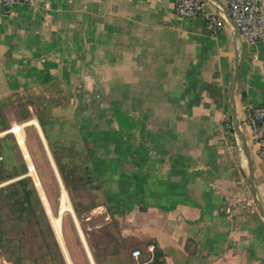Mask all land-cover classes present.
Listing matches in <instances>:
<instances>
[{
  "label": "crops",
  "instance_id": "crops-1",
  "mask_svg": "<svg viewBox=\"0 0 264 264\" xmlns=\"http://www.w3.org/2000/svg\"><path fill=\"white\" fill-rule=\"evenodd\" d=\"M174 2L38 0L6 13L0 0V107L26 92H98L85 136L105 220L163 264H264L252 188L264 210V160L246 122L264 103V43L241 36L229 0H203L223 17L218 32Z\"/></svg>",
  "mask_w": 264,
  "mask_h": 264
},
{
  "label": "rangeland",
  "instance_id": "rangeland-1",
  "mask_svg": "<svg viewBox=\"0 0 264 264\" xmlns=\"http://www.w3.org/2000/svg\"><path fill=\"white\" fill-rule=\"evenodd\" d=\"M74 93L75 96L72 100L68 97V93L60 88L54 91L26 92L13 95L4 102V106L0 107V129L4 125L9 126L8 130L0 131V140L6 139L5 145L8 155L0 157V162H3L7 172L15 170L20 174L12 179L0 181V189L24 177L32 180L30 187L37 190L33 195L35 214L40 218L47 240L53 246L52 236L48 233L46 221L42 218L41 208H45L69 264L73 263L69 256L67 243L73 252L76 263L86 264V262L79 251L76 238L68 223L65 222L63 224L62 219L60 236H58L53 224V218H57L59 215L58 211L60 212L61 210L60 206L64 191L73 211L74 203L81 210L82 224L87 231V237L93 242L102 261H104L107 251H114L115 254L107 259L108 264H142L150 258L148 246L143 242H137L132 238V235L123 237L124 223L121 220L113 218L106 221L103 213L97 211L99 206L85 211L87 207L105 202V198H98L97 193L86 182L89 176L93 182H97L90 155L93 145L89 137L85 136V123L89 121L88 114H95L92 108L94 109V105L97 104L99 96L98 92L84 89ZM34 104L40 108H49V120L52 118L55 121L51 127L53 136L61 140L65 139L67 142L68 155L62 149H59V152L62 156L68 186H66L62 178L42 127L39 124ZM24 109H28L30 113L29 120L25 122L21 119ZM84 111H87V113ZM34 121L38 123V127L33 123ZM16 125L22 127L23 144H20V139L16 133L11 132ZM25 153L30 155L29 161L35 166L36 171L33 174L29 173L27 160L24 157ZM37 195L40 199H38ZM0 207H2L0 213L2 216L0 225V264H14V256L23 252L22 247L27 250L33 248L36 252L41 253L44 250V240L35 221L33 220L29 223L27 220H16L11 215L7 204L5 206L4 204L0 205ZM108 210L110 211L109 206ZM93 211L95 213L91 214ZM64 214L73 215L70 210L65 211ZM74 217L82 238L88 247L86 236L82 231L81 223L77 219L75 211ZM3 231L5 235L2 237ZM65 236L67 237V242ZM19 240H22V242L19 243ZM136 248L142 251V256L139 259H135L132 255L133 250ZM24 262L25 264H30L27 260Z\"/></svg>",
  "mask_w": 264,
  "mask_h": 264
},
{
  "label": "trees",
  "instance_id": "trees-1",
  "mask_svg": "<svg viewBox=\"0 0 264 264\" xmlns=\"http://www.w3.org/2000/svg\"><path fill=\"white\" fill-rule=\"evenodd\" d=\"M49 91V90H44ZM54 91V90H53ZM42 92V91H41ZM46 99V98H44ZM34 107H36V113H37V119L39 121V124L42 127L44 136L48 142V145L51 149V152L53 154L54 159L56 160V163L59 167L60 173L62 175V178L68 186V181L66 177V172L64 170V164L62 161V156L60 155L59 149H62L66 155H68V146L66 140H61L60 138H56L52 134V126L53 123L55 122L52 118L49 120V108L45 107H37L36 104H34ZM30 118V113L28 109H24V114L22 116V121L25 122L29 120ZM9 129V126H2L0 131H6ZM6 139L3 138L0 140V157L3 156H8L7 155V147L5 145ZM15 169V168H14ZM20 174L17 173V171L13 172H7L3 162H0V181L3 180H8L12 179L14 177L19 176ZM87 183L93 184L92 178L89 176L86 180ZM30 184H32V180L30 178L24 177L21 179H18L14 182H11L7 186L3 187L0 189V205L4 206L7 204L10 209L11 215L14 216L16 220L23 221L27 220L29 223H31L33 220L37 224L38 229L40 230L43 240H44V250L41 253L36 252L33 248L32 249H23L21 248L23 252L17 254L14 256V264H25V260L28 261L30 264H69L67 261V258L62 250V247L56 237L53 225L51 223V220L49 219L47 212L45 208H41L42 210V218L46 221L48 233L52 236L53 239V246L50 244V242L47 240V236L45 233L44 226L41 223V220L39 217L36 216L35 214V208L33 205V198L34 194L37 192L36 188L30 187ZM94 188H99V185L93 186ZM38 197V195H37ZM38 199H40L38 197ZM101 204H97L94 206H90L85 208V211H89L95 206H99ZM74 211L76 214L77 219L81 223V228L86 236V240L88 243L89 250L91 252V255L95 261V264H108L107 259L111 255L115 254L114 251H107L104 261H102L100 255L97 252V249L95 248L93 242L87 237V231L84 228L82 224V212L81 210L77 207V205L74 203ZM2 207H0V213H1ZM60 214V212L58 211ZM59 216V215H58ZM63 224L65 222L68 223L70 226L71 231L73 232L75 238H76V244L79 248L80 253L82 254L83 259L85 260L86 264H91L88 252H87V247L85 244L84 239L82 238L81 232L79 230L77 221L75 220L74 216L72 214H64L63 215ZM2 223V216L0 214V225ZM65 227V226H64ZM65 229V228H64ZM5 235V232L3 231L1 236L3 237ZM65 235V233H64ZM66 242H67V237L65 236ZM22 240H19V243H21ZM67 249L69 252L70 259L73 264H77L75 257L73 255V252L71 251V248L69 244L67 243ZM155 261L156 262H162L163 261L160 259L159 255L156 254L155 256Z\"/></svg>",
  "mask_w": 264,
  "mask_h": 264
},
{
  "label": "built area",
  "instance_id": "built-area-1",
  "mask_svg": "<svg viewBox=\"0 0 264 264\" xmlns=\"http://www.w3.org/2000/svg\"><path fill=\"white\" fill-rule=\"evenodd\" d=\"M38 0H1L2 6L6 13L11 12L12 7L16 4L33 5ZM175 11L179 17L194 18L204 17L206 28L210 32H218L223 25L221 14H209L204 9L203 0H175ZM228 12L243 38L250 43H264V0H229ZM247 125L252 131L253 141L258 147V153L264 160V103L251 107L247 112ZM231 127V122L226 123ZM27 160V167L30 174L35 173L34 164L29 161L30 155L24 154ZM151 257L142 264H163L156 262L154 256V247L148 248ZM134 258L139 259L142 251L139 248L133 250Z\"/></svg>",
  "mask_w": 264,
  "mask_h": 264
},
{
  "label": "bare ground",
  "instance_id": "bare-ground-1",
  "mask_svg": "<svg viewBox=\"0 0 264 264\" xmlns=\"http://www.w3.org/2000/svg\"><path fill=\"white\" fill-rule=\"evenodd\" d=\"M37 127H38V123L36 121L33 122ZM11 132L16 133V135L19 137V142L20 144H23V137H22V127L20 125H16L13 127V129L11 130ZM60 214L57 218H53V224L55 226L56 232L58 234V236L61 235L60 229H61V215L64 214L65 211H68L71 209V205H70V201L67 197L66 192L64 191L63 195H62V200H61V206H60Z\"/></svg>",
  "mask_w": 264,
  "mask_h": 264
},
{
  "label": "water",
  "instance_id": "water-1",
  "mask_svg": "<svg viewBox=\"0 0 264 264\" xmlns=\"http://www.w3.org/2000/svg\"><path fill=\"white\" fill-rule=\"evenodd\" d=\"M252 188H253V190H254V196H255V198H256V201H257V203H258V205H259V207H260V211H261L262 214H264V210H263V208H262V205H261V203H260V201L258 200V197H257V195H256V192H255V189H254V184H253V182H252ZM70 211H71V212L73 213V215H74V211H73L72 207H71ZM60 218H61V220H62V218H63V214L61 215Z\"/></svg>",
  "mask_w": 264,
  "mask_h": 264
}]
</instances>
